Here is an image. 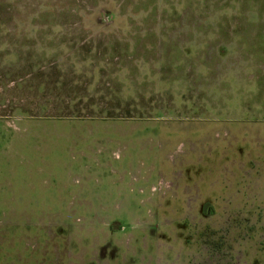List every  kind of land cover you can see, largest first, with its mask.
Returning a JSON list of instances; mask_svg holds the SVG:
<instances>
[{
	"label": "rangeland",
	"instance_id": "obj_1",
	"mask_svg": "<svg viewBox=\"0 0 264 264\" xmlns=\"http://www.w3.org/2000/svg\"><path fill=\"white\" fill-rule=\"evenodd\" d=\"M0 264H264V0H0Z\"/></svg>",
	"mask_w": 264,
	"mask_h": 264
}]
</instances>
